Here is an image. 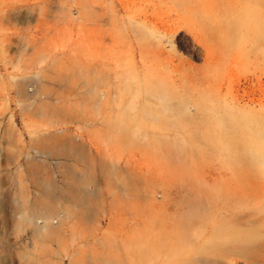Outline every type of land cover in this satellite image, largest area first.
<instances>
[{
  "label": "rangeland",
  "instance_id": "1",
  "mask_svg": "<svg viewBox=\"0 0 264 264\" xmlns=\"http://www.w3.org/2000/svg\"><path fill=\"white\" fill-rule=\"evenodd\" d=\"M249 221L264 0H0V264H264Z\"/></svg>",
  "mask_w": 264,
  "mask_h": 264
},
{
  "label": "bare ground",
  "instance_id": "2",
  "mask_svg": "<svg viewBox=\"0 0 264 264\" xmlns=\"http://www.w3.org/2000/svg\"><path fill=\"white\" fill-rule=\"evenodd\" d=\"M213 112L214 114H219V110L215 109L213 110ZM233 113L235 115L244 116V115H241L244 113L241 108L240 109L234 108ZM235 224L234 226H231L228 229H225L224 236L221 235V238H220L221 241H223L224 243L235 242V244H238V243L252 244L254 246H256V244L259 242L260 243L262 241L264 242V223L263 222L259 223L257 221H249L248 223H245V225L244 224L235 225ZM205 239L207 241H210V238H205Z\"/></svg>",
  "mask_w": 264,
  "mask_h": 264
}]
</instances>
